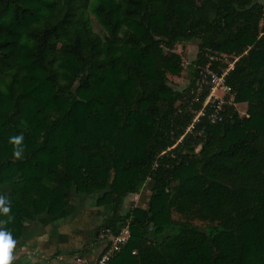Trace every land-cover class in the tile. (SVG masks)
Wrapping results in <instances>:
<instances>
[{"label":"trees","instance_id":"16d2710c","mask_svg":"<svg viewBox=\"0 0 264 264\" xmlns=\"http://www.w3.org/2000/svg\"><path fill=\"white\" fill-rule=\"evenodd\" d=\"M195 41L176 90L175 47ZM220 55L237 58L226 83L246 114L229 105L187 132ZM146 186L147 205L126 210ZM75 195L101 210L98 257L101 230L129 225L110 264H264V1L0 0V228L16 244Z\"/></svg>","mask_w":264,"mask_h":264},{"label":"crops","instance_id":"0c3cea01","mask_svg":"<svg viewBox=\"0 0 264 264\" xmlns=\"http://www.w3.org/2000/svg\"><path fill=\"white\" fill-rule=\"evenodd\" d=\"M135 196L138 195L129 196L124 205ZM82 200L83 207L80 206ZM89 202L75 195L63 218H43L27 223L23 238L12 249L10 264H95L101 248H95L94 243L80 236V217H101V210L88 207Z\"/></svg>","mask_w":264,"mask_h":264},{"label":"built area","instance_id":"2783aa9c","mask_svg":"<svg viewBox=\"0 0 264 264\" xmlns=\"http://www.w3.org/2000/svg\"><path fill=\"white\" fill-rule=\"evenodd\" d=\"M231 58L234 60L232 61ZM213 60L225 64L226 68L221 70V74H218L211 69V65H208L200 72L197 94L199 95L205 86H210L209 94L203 103L202 110L194 112L195 117L187 132H191L194 125L200 121V118L205 117L206 114H208L207 117L211 124L222 123L226 118V107L234 105L232 89L226 83V76L234 69L237 58L234 56L220 55L217 58H213ZM207 109H209V113H207ZM98 239L107 245V249L97 258L96 264H110L112 259L128 245L131 239L130 227L129 225H125L118 235H114L110 229H103Z\"/></svg>","mask_w":264,"mask_h":264},{"label":"rangeland","instance_id":"374dc122","mask_svg":"<svg viewBox=\"0 0 264 264\" xmlns=\"http://www.w3.org/2000/svg\"><path fill=\"white\" fill-rule=\"evenodd\" d=\"M259 2H263L264 0H256ZM91 16V21L93 24V29L96 33H98L101 36H104L105 32L103 30V28L101 27V25L99 24L98 20L96 19V17L90 13ZM198 44L199 42L195 41L189 44H182V45H177L175 47V51L177 53H179L182 56L183 59V66H184V71L181 74L180 77H170V84L172 85V87L176 90H183L185 88H187L191 82V75H190V70L193 66L194 61L196 60L197 54H198ZM234 104V103H233ZM235 108L237 109V111L239 112V114L241 116H245L246 111H247V105L246 104H234ZM150 190H149V186H146L142 193L140 194V196L138 195L136 198L133 197V199H129V203H127V205H124V208L128 209L131 207L135 206H146L148 203V199L150 197ZM91 205V206H90ZM80 206L83 207L84 206V202L83 200L80 201ZM88 207L94 209V210H98V208L95 207V204L91 201L88 204ZM96 212V211H95ZM96 215V214H95ZM98 216V215H97ZM93 215L91 216V218L89 216L84 217L83 219L80 217V236L86 241V242H90L92 239V233H96L97 232V228H99V226L102 224V215L99 218H92ZM173 218L175 220H180L182 221L183 219L177 215V214H173ZM82 222H84V224H82ZM195 224L197 226L205 227L204 223L201 222H195ZM81 230L83 232H81ZM96 230V232H95ZM81 242V241H80ZM97 243V242H96Z\"/></svg>","mask_w":264,"mask_h":264},{"label":"clouds","instance_id":"9594fccd","mask_svg":"<svg viewBox=\"0 0 264 264\" xmlns=\"http://www.w3.org/2000/svg\"><path fill=\"white\" fill-rule=\"evenodd\" d=\"M14 139L17 143H19L21 137H16ZM14 155L19 157L20 152L16 151ZM5 203L6 201H4L3 198H0V205H3ZM8 211V207H3V212L6 213ZM14 244L15 241L13 240L11 233L4 228H0V264H10V261L12 260V256L10 253Z\"/></svg>","mask_w":264,"mask_h":264}]
</instances>
